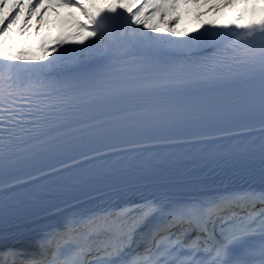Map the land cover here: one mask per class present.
<instances>
[{
	"label": "snow or ice",
	"instance_id": "snow-or-ice-1",
	"mask_svg": "<svg viewBox=\"0 0 264 264\" xmlns=\"http://www.w3.org/2000/svg\"><path fill=\"white\" fill-rule=\"evenodd\" d=\"M6 2L0 219L57 223L0 248V264H264V0H207L218 18L197 14L190 32L148 23L176 13L178 25L187 0ZM184 157L258 163L260 187L178 196L159 184L138 201L70 203Z\"/></svg>",
	"mask_w": 264,
	"mask_h": 264
},
{
	"label": "bare ground",
	"instance_id": "bare-ground-1",
	"mask_svg": "<svg viewBox=\"0 0 264 264\" xmlns=\"http://www.w3.org/2000/svg\"><path fill=\"white\" fill-rule=\"evenodd\" d=\"M197 0H187V4L191 5L192 2H195ZM206 3V2H205ZM204 3V4H205ZM203 7V6H202ZM5 12L8 11L7 9V3H5ZM180 15L183 14V10L181 9L178 12ZM176 14L172 15H168V17L172 16L171 19L169 17V19L166 17L164 18L165 20H169L171 25L175 24V19L173 18ZM188 15L191 17V20L193 21V23L195 24V17L191 14V11L188 12ZM52 13L49 12L46 14V17H51ZM202 16V15H200ZM204 18H218L212 15V13L207 14L204 13L203 16ZM35 20H30L29 24L33 23ZM148 23L151 25V20L149 18ZM250 185H240V186H211V187H205V188H193V189H187V188H171L170 190L172 192H174L176 195L178 196H186L189 194H193V193H200V194H205V195H212L216 192H220V191H225V190H229V189H234V188H238V187H248ZM253 187V186H252ZM156 189H150L144 192H140V193H136V194H132V195H125V196H121L115 199H111V202L113 203H123L126 201H138L140 199L141 196H146L149 195L151 192L155 191ZM94 200V198H89V199H83L78 201L79 203L86 205V206H91L92 205V201ZM107 201V200H106ZM104 201V202H106ZM103 202V203H104ZM72 203V204H76ZM99 204V203H98ZM64 206L61 208H66L68 207ZM55 212V210H54ZM56 218L53 215H44V216H39L36 218H30L28 220H25L23 222H20L18 224H15L13 226H9L6 228H1L0 229V243L1 242H10L11 240L14 239H18V238H22V237H28L31 235H40V229L44 226L47 225H52L54 224V222H56Z\"/></svg>",
	"mask_w": 264,
	"mask_h": 264
},
{
	"label": "rangeland",
	"instance_id": "rangeland-1",
	"mask_svg": "<svg viewBox=\"0 0 264 264\" xmlns=\"http://www.w3.org/2000/svg\"><path fill=\"white\" fill-rule=\"evenodd\" d=\"M205 2H207V0H197L195 2H192L191 5H188L187 3L186 4L182 3L180 5V7L177 9V12H179L181 9L183 10V14L181 15V20L178 25L176 24V22L175 24H173V26L177 28V31H189L190 32L191 29L196 26L191 20V17L188 15L189 11H191V14L193 16H196L197 14L203 16L204 13L211 14V12L207 8L202 7ZM6 3H7V9H9L11 7V4L13 3V0H7ZM57 11L60 13L58 26L61 29L58 35L61 37H68L71 35L73 31H75L74 26H73V19L66 17L65 13L68 11V9L61 8V9H57ZM174 14L176 13H172V15ZM166 17L169 19L170 16L168 17V15H166L163 17V19H161L159 13L150 14L151 25H154L161 29L165 28L168 25H171L169 20L164 19ZM34 24H35V21L31 23L30 25H34ZM29 35L33 39L36 38L37 36V34H35L34 30L31 28L29 29ZM46 35H48V30L42 27L40 29L38 36L43 37Z\"/></svg>",
	"mask_w": 264,
	"mask_h": 264
}]
</instances>
